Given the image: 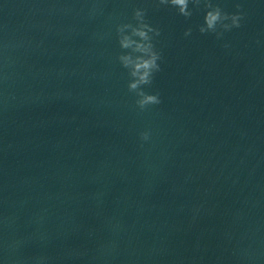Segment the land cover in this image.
Returning <instances> with one entry per match:
<instances>
[{
    "label": "water",
    "instance_id": "water-1",
    "mask_svg": "<svg viewBox=\"0 0 264 264\" xmlns=\"http://www.w3.org/2000/svg\"><path fill=\"white\" fill-rule=\"evenodd\" d=\"M52 2L0 0V41H31L7 68L0 54V264H264V0H213L246 13L219 40L203 8ZM137 7L163 57L143 112L116 60Z\"/></svg>",
    "mask_w": 264,
    "mask_h": 264
},
{
    "label": "clouds",
    "instance_id": "clouds-1",
    "mask_svg": "<svg viewBox=\"0 0 264 264\" xmlns=\"http://www.w3.org/2000/svg\"><path fill=\"white\" fill-rule=\"evenodd\" d=\"M156 7H171L176 9L177 13L186 19L192 17L194 10L203 8L205 11L203 23L199 25L198 31L201 34H214L219 40L222 39L226 32L242 26L246 13L241 5L236 4L235 12H227L214 3L213 0H155ZM192 5L190 8L189 5ZM49 15L63 14L72 15L85 12L88 19H93L104 12L103 0H87L86 7L77 11L70 3H59V0H53L47 8ZM146 9L137 7L133 9L132 19L129 22H122L115 25V36L121 52L117 55L116 60L120 66L127 70L129 77L128 91L136 97L135 106L141 112L152 106L162 103L160 94L149 93L145 91L153 83L155 75L161 71L162 53L157 49L154 41L160 36V29L152 26L146 19ZM192 34V28L185 30L184 36ZM103 38V36H101ZM31 46V41L20 39L5 38L0 41V54L3 55L5 67L7 68L12 62L11 52L21 47ZM225 48L230 45L225 43ZM11 74L7 71L3 73V79H10ZM151 130H145L139 133L141 141L140 147L143 148L146 142L151 140ZM198 211V209L196 210ZM19 246L18 241H13L7 245L10 250H15ZM115 244H109L101 249V255L111 253ZM244 256L249 261L257 259V253L253 250H244ZM43 260V258H41Z\"/></svg>",
    "mask_w": 264,
    "mask_h": 264
}]
</instances>
